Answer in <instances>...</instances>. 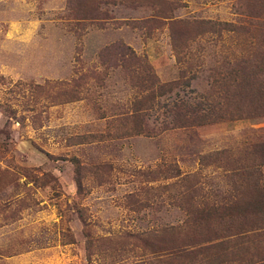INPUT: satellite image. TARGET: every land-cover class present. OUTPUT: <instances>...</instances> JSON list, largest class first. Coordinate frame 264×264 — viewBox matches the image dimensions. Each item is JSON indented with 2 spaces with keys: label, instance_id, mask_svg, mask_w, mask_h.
Returning <instances> with one entry per match:
<instances>
[{
  "label": "rangeland",
  "instance_id": "obj_1",
  "mask_svg": "<svg viewBox=\"0 0 264 264\" xmlns=\"http://www.w3.org/2000/svg\"><path fill=\"white\" fill-rule=\"evenodd\" d=\"M238 250L264 257V0H0V264Z\"/></svg>",
  "mask_w": 264,
  "mask_h": 264
},
{
  "label": "trees",
  "instance_id": "obj_2",
  "mask_svg": "<svg viewBox=\"0 0 264 264\" xmlns=\"http://www.w3.org/2000/svg\"><path fill=\"white\" fill-rule=\"evenodd\" d=\"M239 252H240V254H239V258H241L240 259V262H242V260H244L247 264H264V257H262V258H260V259H258V260H254V261H249V260H246V258H247V256L244 254V250L242 251V250H238ZM236 261H231V264H236L235 263ZM225 264H229V263H226V261L224 262Z\"/></svg>",
  "mask_w": 264,
  "mask_h": 264
}]
</instances>
